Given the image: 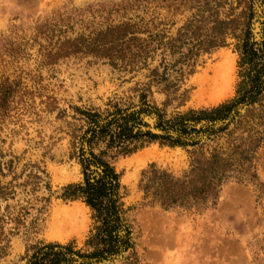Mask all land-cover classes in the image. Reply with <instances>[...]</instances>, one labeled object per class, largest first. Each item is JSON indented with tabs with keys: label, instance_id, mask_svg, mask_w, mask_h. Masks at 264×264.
<instances>
[{
	"label": "rangeland",
	"instance_id": "1",
	"mask_svg": "<svg viewBox=\"0 0 264 264\" xmlns=\"http://www.w3.org/2000/svg\"><path fill=\"white\" fill-rule=\"evenodd\" d=\"M124 1L129 0H0V86L12 88L7 106L0 108V181L8 193L0 197V264H29L50 245L61 246L55 251L67 259L77 253L91 259L95 249L87 244L96 228L93 213L83 201H66L63 195L67 186L85 181L80 158L89 166H101L92 154L120 175V195L131 232L125 239L134 245L129 251L124 246L125 255L105 264H264V189L260 185L264 186V146L253 166L259 181L227 184L219 200L205 209L167 211L145 201L140 189L143 173L153 165L180 178L190 169V152L204 147L207 153L226 143L221 133L213 136L208 128L190 126L199 122L196 118L202 112L223 105L245 106V116L250 109H264V0H257L255 7L256 0H209L221 22L237 20L226 45L210 53L191 56L214 26L213 20L200 40L190 32L175 44L180 48L165 46L180 36L199 5L205 6L201 0L178 3L170 10L152 7L144 14L148 22L154 17V23L142 28H150L161 39L151 47L157 51L136 67L118 62L115 68L92 56L50 65L47 49L50 43H58L61 31L51 42L40 34L43 26L63 20L62 29L68 34L62 42L104 31L109 18L104 11ZM111 19L118 21L116 16ZM253 35L262 39L261 44ZM148 36L144 33L139 38L149 40ZM247 46L253 52L250 56ZM221 65L228 71L218 86L222 90L206 88L203 96L205 90L197 79L203 74L213 77ZM257 76L262 94L255 103L240 102L239 91H249ZM217 96L222 97L219 103ZM154 122L157 129L208 140H196L192 148L170 137L136 133ZM75 207L82 216H78L80 222L54 234V214Z\"/></svg>",
	"mask_w": 264,
	"mask_h": 264
},
{
	"label": "trees",
	"instance_id": "2",
	"mask_svg": "<svg viewBox=\"0 0 264 264\" xmlns=\"http://www.w3.org/2000/svg\"><path fill=\"white\" fill-rule=\"evenodd\" d=\"M192 2L199 4L202 1H124L113 5L108 11H104L109 17L107 19V29L104 31L96 30L89 35L84 34L72 40L66 39L64 42H62V38L67 37L68 32L67 30L63 31L62 28L66 24L63 20L59 22L53 20L52 23L43 26L42 31H40V34L46 36L51 42L58 34L57 31H61L57 36L60 38L58 43H50L46 57L49 59L50 65H56L60 60L70 57L92 56L97 60L109 61L110 65L115 68L119 67L118 62H122V65L126 67L130 65L136 67L135 64L144 61L143 58L148 57L151 52L157 51V48L151 50V47L161 39L150 28L145 30L142 28L154 23V17L148 22L145 15H148L152 7H162L170 10L178 3L186 5ZM258 2L257 0L255 1L254 7ZM197 10L194 19L186 25L180 36L166 43L165 46L168 49L180 48L175 46V44L182 41V38L190 32L193 33L195 38L200 40L206 24H209L211 20H213L211 22L214 26L207 33L206 39L199 41L195 45V51L191 52V56H198L201 52L210 53L226 45V37L231 30L237 28V20L229 23L221 22L218 13L210 7L209 0H205V6L199 5ZM132 13L133 15H131ZM208 13L210 18L207 17ZM256 15L255 9V17ZM112 16L118 17V21L112 20ZM144 33L149 35V40L139 38V35ZM252 34H254L253 26ZM253 39H255L254 35ZM257 43L261 44V41ZM246 52H248L249 56L250 53L251 55L253 54L252 50L248 49V46ZM157 74V71L153 72L154 76ZM259 81L260 76H257L253 80V87L249 91H244V89L239 91L240 102H256L258 96L262 94ZM9 85L3 84L0 86V108L7 106L5 101L9 99L12 93V88ZM231 107L230 105H223L217 109L204 111L196 118V121L199 122H194L198 124L208 122L209 125L205 127L208 128V134L215 136L221 133L220 135L226 137V143L223 145L218 144L211 152L206 153L204 147H201V151L190 152V169L180 178L153 165L143 173L140 184V189L145 194V201L159 205L167 211L177 209L200 210L216 203L220 198L223 187L231 182L254 184L259 181L253 166L257 153L264 146V109H250L245 116H242L248 110L245 109L243 113H237L232 117L237 109H231ZM257 111L260 112L257 114ZM239 116L242 117L238 121ZM228 121L229 123H227ZM232 126H234L233 129H231ZM183 128L185 129L186 127ZM106 131L104 129L102 133H106ZM183 133H187V129ZM124 136L125 134L121 136V140ZM148 137H150V134ZM154 137L164 139L162 137ZM173 141H180L192 148H196L197 145L196 142H183L181 139H173ZM177 144L181 145L180 143ZM92 156L101 165L99 166L101 167V172L89 173V170L90 172L92 170V166H89L88 161L86 162L80 158L84 169L85 181L83 184L67 186L64 189L63 198L66 201H83L91 209L96 228L94 235L87 244L90 248L95 249L90 258L104 259L110 262L108 255H120L121 247L124 248L127 245L126 251H129L134 245L131 243L127 244L125 239L130 236L131 232L125 218V205L122 203L120 195L122 189L120 175L109 163L93 154ZM0 173L2 174V170H0ZM260 185L264 189V186ZM7 196L8 193H6V189L0 181V197ZM125 226L127 229L122 231ZM57 247L62 248L61 246L54 247L50 245L41 249L39 254H42V256L40 257L36 254L29 264H74L73 261L67 259L64 253L55 251ZM67 250L70 253L73 252L71 249ZM126 253L124 252L121 256ZM77 254H70V256H84L80 253Z\"/></svg>",
	"mask_w": 264,
	"mask_h": 264
},
{
	"label": "bare ground",
	"instance_id": "3",
	"mask_svg": "<svg viewBox=\"0 0 264 264\" xmlns=\"http://www.w3.org/2000/svg\"><path fill=\"white\" fill-rule=\"evenodd\" d=\"M229 63H230V61H229ZM222 64V63H221ZM230 66H231V64H230ZM229 70H230V68H229ZM232 70H233V65H232ZM227 73H228V71H227V69H225L224 68V66L222 67V65L220 66V67H218V69H216L215 70V72H214V76L213 77H209L207 74L206 75H202V77H200V78H198L197 79V83L201 86V88L202 89H204L205 91H203V96H204V92H208V89L206 90V88H211V89H215V88H219L218 86L220 85V84H223V80H225L224 78H225V76L227 75ZM230 74H232V73H230ZM230 76V75H229ZM232 76V75H231ZM230 76V77H231ZM231 79V78H230ZM227 80V79H226ZM220 83V84H219ZM225 83V82H224ZM225 85L227 86V84L225 83ZM226 86H224V87H226ZM228 87V86H227ZM221 88V87H220ZM219 88V89H220ZM226 89H228V88H226ZM221 90H222V88H221ZM220 90V91H221ZM211 93H213V91L211 92ZM215 93H217V91H215L214 90V95H215ZM219 94V93H218ZM221 94H222V92H221ZM227 94V93H226ZM200 95H202V94H200ZM208 95V94H207ZM213 95V94H212ZM220 95V94H219ZM202 97V96H201ZM200 97V98H201ZM206 97V96H205ZM215 97V96H214ZM199 97H197V99H198ZM202 98H204V97H202ZM218 98V99H217ZM217 98H215V100L218 102L222 97H220V99H219V96H217ZM204 101H205V99H204ZM203 101V102H204ZM216 101H215V103H216ZM219 103V102H218ZM151 152V151H150ZM148 154H150L149 152H148ZM154 154V153H153ZM146 155V154H145ZM145 157V156H144ZM152 157H153V155H152ZM140 158V157H139ZM146 158V161H147V159H148V156L147 157H145ZM151 158V157H150ZM138 160H140V159H136V161H138ZM135 161V162H136ZM137 163V162H136ZM139 163V162H138ZM79 207H80V205H78ZM79 207H78V209H79ZM85 208V207H84ZM75 209V212H71L72 210H74ZM64 210V209H63ZM61 210V211H57L54 215V220H53V228H52V230H53V232H54V234H61V233H64V232H67L68 230H70L75 224H77V221H79V219H78V216H80V214H78L79 212H78V210L76 209V207L75 208H73V209H71V211H68L67 209L66 210ZM63 211V212H62ZM76 211H77V213H76ZM82 211H84V210H82ZM82 211H81V213H82ZM83 214V213H82ZM80 217H82V216H80ZM78 219V220H77ZM80 222V221H79ZM75 228V227H74ZM74 230H77V228H75ZM52 232V231H51ZM71 233V232H70ZM53 234V235H54ZM65 236H67V233H66V235Z\"/></svg>",
	"mask_w": 264,
	"mask_h": 264
},
{
	"label": "water",
	"instance_id": "4",
	"mask_svg": "<svg viewBox=\"0 0 264 264\" xmlns=\"http://www.w3.org/2000/svg\"><path fill=\"white\" fill-rule=\"evenodd\" d=\"M254 40L256 42H260L262 39L260 40V38L258 37V39L256 38ZM244 111H245V106H240L234 112L232 117L235 116L237 113H243ZM155 123L156 122H154L152 125L148 124L149 128H146V127L139 128L138 130H136V133H141V134L150 133L153 136H157V137H171V138H173L175 140L181 139L183 142L186 141V142H190V143L195 142L196 140H199V142L208 140V138H205L204 136H196V135L183 136L178 131H165V130L157 129L155 127ZM227 123H229V121ZM208 125H209L208 122H203L201 124H198V123H192L191 124V126L193 128H195L196 130H201V129L205 128ZM85 148H86L87 151L89 150V146L87 144L85 145ZM100 168L101 167H99V166H92L91 169H92V171H96L97 170V171L101 172ZM124 251H125V248L121 247V250L119 251L120 255H116V256L115 255H112V256L108 255V257L110 259V262L117 260L119 257H122L121 255L124 253ZM69 258L73 261L74 264H105V263H108L104 259H84V258H81V257L76 256V255H71V257H69Z\"/></svg>",
	"mask_w": 264,
	"mask_h": 264
}]
</instances>
